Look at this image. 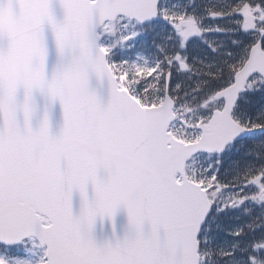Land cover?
Instances as JSON below:
<instances>
[{
	"label": "snow or ice",
	"instance_id": "snow-or-ice-1",
	"mask_svg": "<svg viewBox=\"0 0 264 264\" xmlns=\"http://www.w3.org/2000/svg\"><path fill=\"white\" fill-rule=\"evenodd\" d=\"M0 18V264H264V0Z\"/></svg>",
	"mask_w": 264,
	"mask_h": 264
}]
</instances>
